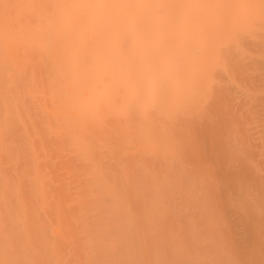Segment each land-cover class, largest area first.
<instances>
[{"label": "bare ground", "instance_id": "1", "mask_svg": "<svg viewBox=\"0 0 264 264\" xmlns=\"http://www.w3.org/2000/svg\"><path fill=\"white\" fill-rule=\"evenodd\" d=\"M0 264H264V0H0Z\"/></svg>", "mask_w": 264, "mask_h": 264}]
</instances>
